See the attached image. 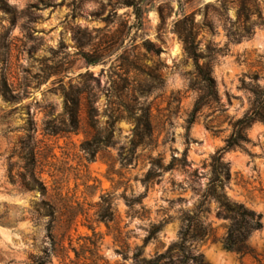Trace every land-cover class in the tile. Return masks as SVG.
<instances>
[{"label": "rangeland", "instance_id": "rangeland-1", "mask_svg": "<svg viewBox=\"0 0 264 264\" xmlns=\"http://www.w3.org/2000/svg\"><path fill=\"white\" fill-rule=\"evenodd\" d=\"M224 1L5 0L12 13L0 10V79L16 100L0 95V264H134L137 250L151 260L180 241L189 216L212 231L205 243L191 245L204 264H264V123L248 130L246 151L223 156L231 172L228 201L262 216V230L248 241L253 256L224 249L229 221L211 195L212 157L256 107L254 93L264 91V28L230 43L216 13ZM130 4L142 8L141 22ZM191 14L201 27L199 51L211 56L200 65L211 63L219 99L201 104L189 128L204 85L176 25ZM228 16L234 21L236 10ZM206 20L215 32L202 26ZM148 43L161 53L147 51ZM83 52H97L100 61L87 64ZM69 91L81 93L80 130L52 134L69 123ZM88 102L97 132L112 135L93 160L82 147L96 133ZM145 116L153 137L133 147L134 120ZM28 137L44 194L22 186ZM206 145L212 149L204 151ZM185 152V168L160 170L144 184L152 160L167 167Z\"/></svg>", "mask_w": 264, "mask_h": 264}, {"label": "trees", "instance_id": "trees-1", "mask_svg": "<svg viewBox=\"0 0 264 264\" xmlns=\"http://www.w3.org/2000/svg\"><path fill=\"white\" fill-rule=\"evenodd\" d=\"M264 2L260 0H225L219 10H216L218 17L223 19V27L227 31V37L230 43L241 42L244 38H250L254 32L255 26L264 28V9L262 5ZM134 7L136 19L141 22L143 19L142 8L136 4H130ZM230 8L236 10V19L233 21L228 16ZM0 10L6 13H12L11 7L5 0H0ZM208 19V16L206 17ZM210 31L215 32L214 24L206 20L202 25ZM199 25L196 23L194 15H185L176 25V34L183 42L186 53L193 59L197 66L198 75L204 85V93L196 104V107L189 120V128L194 123L199 106L210 101L218 102L219 96L217 92L216 81L212 76V66L208 62L205 65H200L201 59H210L211 56H203L199 51L197 44V36L200 31ZM147 51H154L160 54V49H154L151 43L146 44ZM222 50L216 51L221 53ZM87 64L92 65L100 61L97 52L80 54ZM15 90L8 84L7 79H0V95L6 102H13L16 100L14 95ZM256 97V107L254 110L246 115L244 118L238 120L231 136L226 140L225 146L219 150L211 159V166L213 171L212 179V196L217 201L220 207L221 216L229 221L227 235L224 239V249L228 252L237 254L240 257L247 255L253 256L254 251L249 247L248 241L254 232L260 231L263 228L262 216L249 210L242 204L230 203L224 193L225 186L231 180V172L228 163L223 161V156L226 152L232 150L246 151L248 145L252 142L248 136V130L255 122L264 123V91L254 93ZM80 106L81 93L69 91L64 93V114L68 117V124H65V130H48L52 134L63 133H77L81 127L80 121ZM127 112L133 113L130 109L125 108ZM87 114L90 121V127L96 131L92 139L85 142L82 147L88 154L89 160H93L95 155L104 148H107L112 140V135L103 136L101 132L96 130V122L94 118L97 115L96 110L88 102ZM134 134L135 139L132 142L133 147H145L148 140L153 137V127L148 118H135ZM31 137L23 142V147L28 150L22 156L24 162L22 174V186L25 191L34 192L39 191L46 193V187L41 182L36 174L37 158L36 148L31 147L29 142ZM179 164L182 168L188 165L186 152L181 159L173 158L172 162L165 167L162 159L157 161L152 160V166L147 173L144 184L149 185L158 178L162 171H171ZM47 217H52V213H46ZM184 229L181 233V239L174 243L165 253L157 254L151 260L142 258V251L137 250L134 255V264H204L203 256L195 252L191 245L193 242L205 243L210 235L211 230L205 227L198 221L196 216L186 217L184 219ZM159 228L157 227L156 230ZM151 236L147 239L149 241ZM260 263V262H259Z\"/></svg>", "mask_w": 264, "mask_h": 264}, {"label": "water", "instance_id": "water-1", "mask_svg": "<svg viewBox=\"0 0 264 264\" xmlns=\"http://www.w3.org/2000/svg\"><path fill=\"white\" fill-rule=\"evenodd\" d=\"M254 41H257V36L256 37H254ZM212 149V146L211 145H206L205 147H204V151H209V150H211ZM202 151L203 150H201V149H198L196 152L198 153H202ZM232 158V160H233V162H235V163H241V161H242V159H241V157L240 156H232L231 157Z\"/></svg>", "mask_w": 264, "mask_h": 264}]
</instances>
